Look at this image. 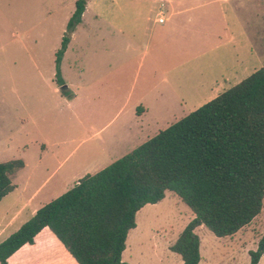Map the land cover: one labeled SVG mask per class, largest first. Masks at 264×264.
Masks as SVG:
<instances>
[{
    "label": "rangeland",
    "instance_id": "1",
    "mask_svg": "<svg viewBox=\"0 0 264 264\" xmlns=\"http://www.w3.org/2000/svg\"><path fill=\"white\" fill-rule=\"evenodd\" d=\"M74 1L0 0V161L23 159L28 164L12 178L18 188L0 200V242L29 218L27 207L11 219L29 195L35 193L32 206L40 207L64 192V185L70 181L59 179L75 176L74 183L76 175L96 172L104 162L128 152L116 146L119 134L114 131L115 119H111L114 103L109 111L99 113V101L103 99L99 96L98 100L97 91L104 85L99 81H116L118 89L130 87L136 78V53L125 37L137 31L141 24L137 17L142 15L150 16L152 26L163 27L166 23L154 20L160 2L149 13L144 4L130 6L121 0L124 6L119 12L112 0H88L91 6L83 12L61 59V77L66 85L62 92L54 80V53ZM257 1L263 4L264 0ZM262 7L259 5L260 11ZM161 10L163 17L169 14L166 7ZM96 14L98 17H94ZM119 27L126 36L117 32ZM254 40L259 43V39ZM183 41L177 32L163 40L154 36L149 55L154 61L159 59L162 68L172 67L189 56L180 52ZM259 49L256 60L262 65L264 47ZM256 60L245 62L242 79L253 72ZM179 116L171 100L169 118ZM108 121L100 134L91 135ZM40 141L45 144L41 159ZM192 218L187 205L166 190L160 201L137 211L122 260L128 264H181L180 256L169 247ZM263 231L264 197L259 214L231 236L218 237L203 225L195 228L200 239L198 264H249L248 251L256 250ZM258 264H264V252Z\"/></svg>",
    "mask_w": 264,
    "mask_h": 264
},
{
    "label": "trees",
    "instance_id": "2",
    "mask_svg": "<svg viewBox=\"0 0 264 264\" xmlns=\"http://www.w3.org/2000/svg\"><path fill=\"white\" fill-rule=\"evenodd\" d=\"M88 0H75L55 51V83L62 87L60 63ZM21 159L0 161V200L15 185ZM166 190L187 205L193 218L169 249L181 264L200 261L203 225L218 237L231 236L259 214L264 197V63L213 99L159 130L95 173L39 207L0 242V264L47 227L77 264H128L121 258L135 215ZM264 252V231L249 264Z\"/></svg>",
    "mask_w": 264,
    "mask_h": 264
},
{
    "label": "crops",
    "instance_id": "3",
    "mask_svg": "<svg viewBox=\"0 0 264 264\" xmlns=\"http://www.w3.org/2000/svg\"><path fill=\"white\" fill-rule=\"evenodd\" d=\"M124 2L130 6L147 5L149 13L153 12L155 4L160 2L154 20L166 23L163 27H154L150 24V16L142 15L137 17L141 24L134 33L126 36L123 28L119 27L117 32L128 38L136 53L134 65L136 78L132 80L130 87L125 89H118L116 81L106 82V79L99 81V85L104 84L101 90L97 91L98 100L99 96L103 99L99 101V113L103 115L109 111L111 103H114L111 119H115L114 131L119 134L116 146L124 147L122 149L129 152L159 130L166 128L242 80L241 74L246 72L245 62L249 58L253 60L259 58L257 57L259 47H264V1L263 4L257 0H125ZM259 5H263L261 11ZM88 6H91L90 1L86 8ZM112 6L122 12L124 5L121 0H112ZM163 6L169 10L166 17H163L164 11L161 10ZM160 17L163 18L161 22L158 20ZM175 32L184 38L180 52L189 56L172 67L162 68L159 59L154 61L149 55L151 39L155 36L163 40L165 37L174 35ZM254 38L259 39V43L255 42ZM68 45L64 54L67 52ZM254 65L257 66H254L253 71L261 66L258 60L254 62ZM141 72L143 76L140 78ZM76 95L77 90L72 96L76 97ZM171 100L172 104L174 102L179 109V118H169ZM109 123L110 121L92 131L91 135L100 134ZM150 127L152 130L149 129ZM39 145L41 159L45 144L40 141ZM24 147L27 148L28 145L25 144ZM128 152H123L119 157ZM21 160L23 167L18 170L26 169L28 166L25 160ZM111 162V160L104 162L103 168ZM86 173L88 172L76 175L77 180ZM74 177L59 179L60 182L70 181L67 186L64 185V192L77 181L73 183ZM13 184L14 189L18 188L16 183ZM34 198L35 193L29 195L11 219L27 207L30 208L27 212L30 218L39 208L38 205L32 206ZM71 258L72 256L59 240L47 227H44L35 235L32 244L22 245L8 257L7 263L77 264Z\"/></svg>",
    "mask_w": 264,
    "mask_h": 264
},
{
    "label": "built area",
    "instance_id": "4",
    "mask_svg": "<svg viewBox=\"0 0 264 264\" xmlns=\"http://www.w3.org/2000/svg\"><path fill=\"white\" fill-rule=\"evenodd\" d=\"M161 15H162V13H161ZM158 20L161 22V21H163V18H162V17H160Z\"/></svg>",
    "mask_w": 264,
    "mask_h": 264
}]
</instances>
